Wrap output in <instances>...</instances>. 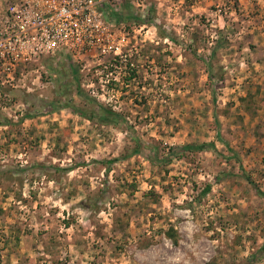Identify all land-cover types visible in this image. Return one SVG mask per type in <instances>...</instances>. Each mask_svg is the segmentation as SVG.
<instances>
[{
    "label": "rangeland",
    "instance_id": "obj_1",
    "mask_svg": "<svg viewBox=\"0 0 264 264\" xmlns=\"http://www.w3.org/2000/svg\"><path fill=\"white\" fill-rule=\"evenodd\" d=\"M154 12L134 78L103 92V73L79 72L118 127L50 113L58 101L86 106L62 92L64 59L0 76V264H264V0ZM212 142L219 154L144 158Z\"/></svg>",
    "mask_w": 264,
    "mask_h": 264
},
{
    "label": "built area",
    "instance_id": "obj_2",
    "mask_svg": "<svg viewBox=\"0 0 264 264\" xmlns=\"http://www.w3.org/2000/svg\"><path fill=\"white\" fill-rule=\"evenodd\" d=\"M171 1L8 0L0 8V76L14 80L24 64L69 59L80 73H103L101 90H113L125 77L140 72L138 39L149 29L139 21ZM127 7L135 18L122 22L109 18V11L121 13Z\"/></svg>",
    "mask_w": 264,
    "mask_h": 264
},
{
    "label": "trees",
    "instance_id": "obj_3",
    "mask_svg": "<svg viewBox=\"0 0 264 264\" xmlns=\"http://www.w3.org/2000/svg\"><path fill=\"white\" fill-rule=\"evenodd\" d=\"M155 12L153 10L150 11L148 19L146 21H139L141 23H155ZM134 14L131 11L129 7L126 8L125 12H115V11H109V18L115 19L119 22L122 21H130L133 19ZM135 18V17H134ZM69 68V73L72 77V82L68 84H63L62 89H63V94H76L81 101L86 103V106L84 108H81L79 106L74 105L72 102L69 103H62L58 101L57 103H50L49 108H50V113H55L59 110L62 109H68L70 110L74 115H77L79 117H82L90 122L100 124L102 126H112V127H118L122 122H124L122 116L117 113L116 111H113L109 107H105L102 105H96V101L88 96L85 91L81 88V83H80V77H79V70L75 65L71 63L69 59L66 60ZM209 70L212 72V68L208 67ZM211 74V73H210ZM136 76V73H132L131 76L127 78H134ZM212 78V74H211ZM215 100V98H214ZM26 119H31V115H27L25 117ZM218 139L223 141L221 137L218 135ZM207 152V151H213L217 154H219V151L216 147L215 143H202L199 145L195 144H188L184 146H174L171 147L168 151L167 154H165L163 157H160V155L157 152H154L152 154H144V158H146L150 163H152L154 166H159V167H164L166 165L171 164L176 158L182 156L183 154L187 152ZM143 153V150L141 149V145H138V147L135 149L133 152L134 155H141ZM126 159V157L122 158H115L110 161H105L104 164H106V172L110 171V167L113 164H116L120 162L121 160ZM239 160V159H238ZM63 171L70 172L71 169H63ZM246 176V175H245ZM248 178V177H246ZM248 181L251 182V179L248 178ZM212 187L208 186L203 192L202 196L207 195L209 192H211ZM258 194L264 196V192H262L260 189H257ZM176 233L174 229H170V233H168L169 238L174 239ZM177 243V241L175 240Z\"/></svg>",
    "mask_w": 264,
    "mask_h": 264
}]
</instances>
